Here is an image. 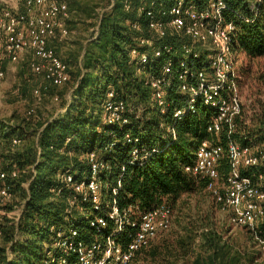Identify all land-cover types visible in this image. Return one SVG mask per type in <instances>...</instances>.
Wrapping results in <instances>:
<instances>
[{
  "label": "trees",
  "instance_id": "obj_1",
  "mask_svg": "<svg viewBox=\"0 0 264 264\" xmlns=\"http://www.w3.org/2000/svg\"><path fill=\"white\" fill-rule=\"evenodd\" d=\"M189 1L197 8L208 2ZM222 1L221 15L234 25L232 50L237 58L246 60L241 72L244 79L256 61L264 60V0ZM173 3L120 0L117 4L115 0L98 18L96 38L82 45L81 58L72 69L67 66L68 82L60 87L44 85V89H66L65 94L54 97L58 102L64 99L62 108L67 110L45 121L34 110L31 115L26 112L18 124L0 121V151L4 152L0 157L5 159L0 170L17 171V176L6 182L23 204L17 222L1 217L0 264H50V254H57L51 247L52 226L74 230L84 242L103 233L89 225L90 202L79 198L69 207L66 199L70 191L60 181L65 172L81 177L92 152L106 165L98 178L109 200L139 212L166 203L172 211L170 227L138 251L129 264H264L254 243L255 236L264 239V222L255 231L239 227L244 230L235 233L227 212L207 189L209 179L185 171L194 163V151L202 142L223 149L217 166L219 186L230 171L226 156L229 142L264 150V103L250 117L240 113L232 131L223 126L217 133L208 132L213 110L200 103L193 111L187 110L188 98L178 92L177 81L168 88L165 113H160L151 99L144 73L158 72L172 54L153 59L145 67L131 56L137 40L149 36L145 11L167 9ZM135 23L139 30L133 28ZM161 43L176 52L189 41L169 35L155 42ZM205 61L202 51L194 66H204ZM108 91L125 102L128 123L105 121L102 104ZM175 108L184 109L180 119L174 118ZM126 135L137 142H126ZM13 138L20 143L12 146ZM133 149L138 151L137 158L131 155ZM239 172L264 192V164L241 167ZM57 190L59 194L54 193ZM128 240V234L119 236L122 243Z\"/></svg>",
  "mask_w": 264,
  "mask_h": 264
},
{
  "label": "built area",
  "instance_id": "obj_2",
  "mask_svg": "<svg viewBox=\"0 0 264 264\" xmlns=\"http://www.w3.org/2000/svg\"><path fill=\"white\" fill-rule=\"evenodd\" d=\"M173 2L167 9L149 8L145 11L149 36L137 40L138 46L130 50L131 56L145 67L153 59L172 54L158 72L144 73L152 91L151 99L160 113H165L167 109L168 88L175 80L178 92L188 98L187 110L193 111L197 103L213 110L208 132L217 133L223 126L232 131L235 119L241 113L240 81L235 74L237 54L232 50L234 25L221 15L224 3L222 0H208L204 7L197 8L189 0ZM125 7L130 9L128 4ZM68 14L66 0H0V80L6 76L5 64L18 63L23 56L30 55L31 71L40 74L46 86L66 84L69 80L68 67L49 41L57 36L66 38L69 35L65 23ZM133 28L139 30L140 26L135 23ZM169 35H176L180 40L186 38L189 43L183 44L176 52L171 45L155 44ZM202 51L206 58L204 66H194ZM33 96L40 100V90L34 89ZM53 99L57 101V97ZM102 110L107 123H128V107L124 101L115 99L112 91L107 92ZM32 113L30 109L26 114ZM183 113L184 109L175 108L174 118L180 119ZM111 137L114 138V135L111 134ZM125 139L128 143L137 142L129 135ZM19 143L17 138L12 139V146ZM222 154L221 146L202 142L194 151V163L186 166L185 171L209 179L207 189L227 212L228 222L233 227L255 231L264 222V192L249 178L241 176L239 170L241 167L264 164V150L229 142L226 156L230 171L219 186L217 166ZM131 155L137 158L138 151L133 149ZM87 162V169L81 177L65 172L60 181L70 191L66 199L69 207L79 198L90 202L92 216L88 218L89 225L98 233H103L100 238L84 242L74 230L50 227L51 247L57 253L56 256L50 254V264H129L138 251L148 247L160 232L170 227L172 211L166 203L149 212L119 207L115 200L105 196L98 178L106 165L93 152L87 155ZM16 176L15 170L8 173L0 170L1 205L13 202L14 194L6 180ZM112 192L116 194L117 190ZM54 193L59 194L60 190ZM16 212L14 222L19 220L23 204ZM3 216L6 214L0 211V221ZM125 234H128L129 240L122 243L119 236Z\"/></svg>",
  "mask_w": 264,
  "mask_h": 264
},
{
  "label": "rangeland",
  "instance_id": "obj_3",
  "mask_svg": "<svg viewBox=\"0 0 264 264\" xmlns=\"http://www.w3.org/2000/svg\"><path fill=\"white\" fill-rule=\"evenodd\" d=\"M69 14L65 23L69 30L66 38L57 36L50 40L49 45L56 51L62 61L71 69L81 58L82 45L97 34L96 22L103 12L109 11L115 0H66ZM119 4L120 0H116ZM21 61V62H20ZM18 63H9L6 67V76L0 80V121L21 123L24 114L32 109L36 116L43 121L50 119L57 113L61 114L64 99L60 102L53 99L54 95L65 94L63 88L44 89L45 82L40 74H35L29 66L30 58L25 55ZM246 64L243 56L237 58L235 74L239 77L238 94L241 99V114L250 117L254 109L264 103V60L255 62L249 71V77H241L242 69ZM41 91L40 100L33 96V90ZM58 111V112H57ZM22 149V148H20ZM19 149V150H20ZM4 153L0 151V155ZM2 157V158H1ZM0 157V168L5 163L4 156ZM25 186V185H24ZM22 205V198L14 195L12 203L0 204V211L6 214L7 219L14 221ZM11 208V209H9ZM221 216L225 217L221 212ZM234 232L240 234L242 228L234 227ZM264 239L255 236V250L264 260ZM1 245V239H0Z\"/></svg>",
  "mask_w": 264,
  "mask_h": 264
},
{
  "label": "crops",
  "instance_id": "obj_4",
  "mask_svg": "<svg viewBox=\"0 0 264 264\" xmlns=\"http://www.w3.org/2000/svg\"><path fill=\"white\" fill-rule=\"evenodd\" d=\"M67 26V25H66ZM49 43H50V41H49ZM82 55V54H81ZM30 59H31V56L30 55H27ZM21 62V61H20ZM7 64H9V63H7ZM7 64H5V71H6V67H7ZM7 73V72H6ZM67 109L65 108V109H63L61 112H64V111H66Z\"/></svg>",
  "mask_w": 264,
  "mask_h": 264
}]
</instances>
